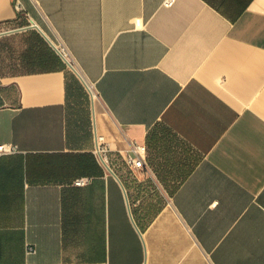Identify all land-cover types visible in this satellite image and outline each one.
<instances>
[{"label": "crops", "instance_id": "0c3cea01", "mask_svg": "<svg viewBox=\"0 0 264 264\" xmlns=\"http://www.w3.org/2000/svg\"><path fill=\"white\" fill-rule=\"evenodd\" d=\"M165 1L0 0V264H264V0Z\"/></svg>", "mask_w": 264, "mask_h": 264}, {"label": "built area", "instance_id": "2783aa9c", "mask_svg": "<svg viewBox=\"0 0 264 264\" xmlns=\"http://www.w3.org/2000/svg\"><path fill=\"white\" fill-rule=\"evenodd\" d=\"M174 1L175 0H166L165 3L168 5H171L174 3ZM17 7L19 9L22 8L20 3H17ZM60 49L65 56H68V50L66 46L62 45ZM132 149L134 150L135 154L128 155V162L130 166L135 167V168H142L143 166L146 165V160H145V155H144L146 151V146L144 144H140L136 142L132 145ZM17 150H18V146L15 143H12V142H1L0 143V155L7 154V153H13V152H16ZM110 151H111L110 143L105 138V136L102 134H97L96 147L94 149V152L103 164H108V157H109ZM88 182H89V178L85 176L76 178V180L74 181L76 185H83Z\"/></svg>", "mask_w": 264, "mask_h": 264}, {"label": "bare ground", "instance_id": "6f19581e", "mask_svg": "<svg viewBox=\"0 0 264 264\" xmlns=\"http://www.w3.org/2000/svg\"><path fill=\"white\" fill-rule=\"evenodd\" d=\"M88 86L90 87L92 93L95 94V89H94V86L92 85V83L88 82Z\"/></svg>", "mask_w": 264, "mask_h": 264}]
</instances>
